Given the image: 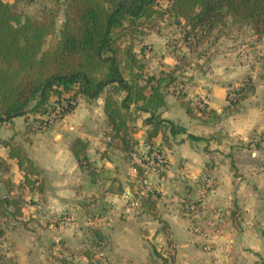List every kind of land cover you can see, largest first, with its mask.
<instances>
[{
	"label": "trees",
	"instance_id": "1",
	"mask_svg": "<svg viewBox=\"0 0 264 264\" xmlns=\"http://www.w3.org/2000/svg\"><path fill=\"white\" fill-rule=\"evenodd\" d=\"M28 5L34 6V12L26 10ZM229 21L264 36V0H0V125L32 113L44 117L29 121L28 132L35 130L34 122L38 128H50L80 101L103 98L108 143L120 149L129 162L139 144L134 131L140 118L147 127L144 142L151 148L172 147L180 134L191 141H206V136L189 133L184 125L162 116L167 96L173 94L191 117L206 124V110L196 109L183 91H176L175 84L181 82L177 75L180 65L169 64L168 69L150 72L144 50L138 51L136 45L152 32H159L165 22L183 30V41L191 52L215 30L222 32ZM239 92L225 110L246 96ZM52 97H56L54 102ZM209 114L215 120L222 118L214 108ZM158 137L161 143L156 142ZM0 142L9 148L10 158L23 173L22 181L16 184L10 163L0 157L1 239L25 215L26 189L42 193L46 182L23 142L14 137L0 138ZM87 148L88 142L81 137L72 141L71 150L80 167L93 172ZM206 166L212 167L211 162ZM157 196L149 190L139 207L156 212ZM138 197L135 194L132 201ZM183 205L187 214H193V205L197 211L203 209L200 197L185 199ZM88 229L91 237L82 247L76 250L65 245L68 255L54 256L58 264H68L76 257H86L89 264H104L105 247L113 249L111 237L99 226ZM5 250L0 240V264H17ZM153 251L164 263L175 264V255L169 259L155 246Z\"/></svg>",
	"mask_w": 264,
	"mask_h": 264
},
{
	"label": "rangeland",
	"instance_id": "2",
	"mask_svg": "<svg viewBox=\"0 0 264 264\" xmlns=\"http://www.w3.org/2000/svg\"><path fill=\"white\" fill-rule=\"evenodd\" d=\"M25 8L29 12H34L35 9L33 5ZM62 21L63 13L57 20L59 28ZM222 29V32L220 29L215 30L210 39L189 52L182 38L183 30L175 25L166 26L164 22L159 26V32L154 31L139 41L136 49L144 50L150 72L168 69V63L180 65L177 75L181 82L175 84L176 91H183L185 99L195 105L196 109L206 110V147L218 145L219 148L213 151L209 148V152H218L219 156H230L232 159L243 158V165L254 170L252 176L256 178L250 180L249 190L258 192L260 202L252 206L248 217L242 212L240 205L234 204L229 212L222 209L217 217L207 214L205 223L200 220L201 216L193 218L195 212L192 214L190 211L191 214L188 213L187 216L194 223L193 232H206L211 241H195L194 250L188 251L189 258L186 260V250L182 251V247L175 242L170 227L163 228L166 220L161 219L158 210L152 212L135 207L132 198L125 195V206L123 204L115 208L99 225L111 237L113 247L112 251L110 246L105 247L104 264H166L154 253V246L169 259H172L171 255H175V264H264V36L259 37L249 27H241L231 21ZM214 83L221 84L223 94L220 88L214 93ZM239 91L246 96L238 105L229 106L225 110L227 105H231V99H237L240 95ZM211 108L222 113L220 120H215L209 114ZM198 113L202 115V111ZM135 129L137 131V127ZM137 138L140 144L136 149L143 151L146 144L141 143L142 137L138 133ZM251 157L257 159L252 165L246 162ZM234 161L236 160H232V163ZM138 179L140 184L134 191L137 196L146 197L149 191L146 187L149 184L152 185L150 190L157 192L151 177L149 184L144 181L143 176ZM199 182L203 185L206 182L204 187L208 192L216 186V181L211 176H206V180ZM236 189L240 190V187L237 186ZM198 197L197 194L193 199ZM36 209L37 206L27 208L23 218L15 222V227H10L6 237L0 240L7 254L13 256L17 264H58L54 256L68 255L63 251L66 243H61L62 240L52 242L46 237L52 234L46 224L49 216L40 211L33 212ZM258 213L261 216L256 217ZM71 217L62 214L51 219L52 222L54 219H57L56 222L61 219L73 223V227H68L71 229L70 233L83 231L80 239L88 240L91 237L88 227L82 226L81 230L74 222V215ZM149 220H153L154 224ZM160 229L163 230V237H160ZM55 237L54 235L52 239L59 240ZM82 246V241H77L70 247L77 250ZM68 264L89 262L86 257H76Z\"/></svg>",
	"mask_w": 264,
	"mask_h": 264
},
{
	"label": "crops",
	"instance_id": "3",
	"mask_svg": "<svg viewBox=\"0 0 264 264\" xmlns=\"http://www.w3.org/2000/svg\"><path fill=\"white\" fill-rule=\"evenodd\" d=\"M168 64L172 65V63ZM213 85L214 93L221 89V84ZM221 92L223 94L222 89ZM55 100L56 97H52V102ZM161 113L163 117L184 125L189 133L206 136V124L191 117L175 95L167 96ZM145 116L146 114H143V117ZM35 117L44 116L28 113L15 117L12 122H4L0 125V138L14 137L23 142L29 155L42 171L46 182V188L42 193L26 189V199L33 205L27 202L24 210L37 206L38 209L33 212L40 211L49 216L46 224L52 234L46 237L52 242L62 240L60 242L66 243L67 246L76 244L77 241L83 243L87 239H80L82 226L85 228L99 226L107 214L110 215V212L123 204L125 206V195L134 197V191L140 184L139 179L131 170V161L125 159L120 149L108 143L107 116L103 98L92 101L82 100L73 111L67 113L50 128H38L34 122L35 130L28 132V122H33ZM136 127L139 132L134 131V137L138 141V133L142 137V143L145 141L147 128L142 118L138 120ZM77 137L88 142L87 151L93 172L82 169L71 150L72 141ZM156 142L161 143V138L158 137ZM217 146L209 148L213 151L219 148ZM209 148L206 150V141H191L186 134H180L173 141L172 147L165 148L169 158L168 169L160 176L151 177L158 194L156 197L158 214L162 220H166L175 242L182 247V251L186 250L184 252L186 260L189 258L188 251L194 250L195 241L207 242L211 239L206 233L193 232L194 223L187 216L188 214L183 212L185 199H193L197 194L199 195L203 209L193 214V218L201 216L202 223L206 222L207 214L217 217L222 209L229 212L234 204L240 205L242 212L248 217L251 215L252 206L260 202L258 192L249 190L250 180L256 177L252 176L254 170L251 167L243 165V158L219 156L218 152L210 153ZM0 157L10 163L11 177L16 184H19L23 179V173L17 161L10 158L9 148L1 142ZM232 160L236 161L232 163ZM255 161L257 159L251 157L250 161L246 162L252 165ZM208 162H211L212 167L206 166ZM206 176H211L216 181L215 188L210 192L204 187L206 182L204 185L199 182L206 180ZM237 186L240 190L236 189ZM0 188L2 191V185ZM62 214L70 218L74 215L73 219L76 220L74 222L80 226L81 232L77 230L78 232L70 233L71 229L68 227L74 225L69 221L60 219L56 222L57 219H54L52 222L51 217ZM33 215L37 216V213ZM259 216L260 213L256 217ZM153 220L149 222L154 224ZM162 231L160 237L164 236ZM54 235L59 240L52 239Z\"/></svg>",
	"mask_w": 264,
	"mask_h": 264
},
{
	"label": "built area",
	"instance_id": "4",
	"mask_svg": "<svg viewBox=\"0 0 264 264\" xmlns=\"http://www.w3.org/2000/svg\"><path fill=\"white\" fill-rule=\"evenodd\" d=\"M54 115L55 113L52 114V117ZM144 147L145 149L143 151H137L136 149L133 152L131 160V170L138 178H142L143 176L144 181L149 184V177H157L161 175V173L164 172L165 169L168 168L169 158L165 149L160 150L151 148V146L149 145H145ZM139 166L143 168L142 172H140ZM151 186L152 185L149 184L146 188L150 190ZM141 198L142 196H139L133 201V205L135 207L141 205ZM191 208L195 213L197 212L194 205Z\"/></svg>",
	"mask_w": 264,
	"mask_h": 264
}]
</instances>
